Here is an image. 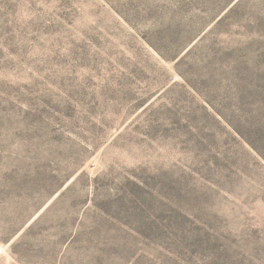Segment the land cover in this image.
Listing matches in <instances>:
<instances>
[{
	"label": "rangeland",
	"instance_id": "1",
	"mask_svg": "<svg viewBox=\"0 0 264 264\" xmlns=\"http://www.w3.org/2000/svg\"><path fill=\"white\" fill-rule=\"evenodd\" d=\"M0 264H264V0H0Z\"/></svg>",
	"mask_w": 264,
	"mask_h": 264
}]
</instances>
